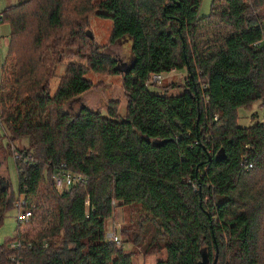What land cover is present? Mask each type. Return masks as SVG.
<instances>
[{"label":"trees","instance_id":"1","mask_svg":"<svg viewBox=\"0 0 264 264\" xmlns=\"http://www.w3.org/2000/svg\"><path fill=\"white\" fill-rule=\"evenodd\" d=\"M200 1L23 0L3 9L10 83L0 86V122L10 147L27 141V149L12 148L17 193L33 210L32 225L35 210L43 213L29 233L0 246V264H9L10 242L26 246L18 264H132L105 237L117 206L132 205L143 220L121 231L124 243L154 253L162 242L165 259L156 264H200L204 254L208 264H264V123L241 128L236 117L264 105V45L254 46L264 40V0H212L204 18ZM91 15L111 23L104 46L89 29ZM213 20L223 29L201 47L199 30ZM122 40L127 63L105 52ZM175 71H185L183 85L149 91L159 84L152 76ZM89 73L120 78L125 115L119 100L106 103L105 115L81 103L66 112L97 86ZM176 88L181 94L168 97ZM62 165L86 184L60 194L46 188L43 199V174L52 187ZM7 183L0 226L16 201ZM150 226L155 235L146 239Z\"/></svg>","mask_w":264,"mask_h":264},{"label":"rangeland","instance_id":"2","mask_svg":"<svg viewBox=\"0 0 264 264\" xmlns=\"http://www.w3.org/2000/svg\"><path fill=\"white\" fill-rule=\"evenodd\" d=\"M20 1L23 0H0V13L3 11V9L7 5L11 4H17ZM211 1L212 0H201L200 1V9L198 12L199 17L204 18L209 16V12L211 9ZM89 29L94 36L96 45L104 46L107 44L108 39L110 37V31H111V23L109 21H104L99 19L95 16L89 17ZM221 23L217 20H213L210 24L207 26L201 28L199 30V36H198V45L201 47H205L208 45L209 42L212 39V37H215V35H218L221 33L222 29L220 27ZM202 39H205L204 41ZM126 40H122L120 42H117L116 44L112 45V47L108 48L105 52L109 54L110 57H114L117 60H120L121 62L126 63L128 59L131 57V49H130V43L126 42ZM64 70V65L58 66L56 70V75L62 74ZM10 74V68H7L5 70V73H2L0 76V86L6 87L10 80L8 78ZM87 77L94 83L95 86L91 91L86 92L85 95H83L79 102H72L70 105H68L66 108V112L73 113L78 110V104L81 103L84 107H88L93 112L100 113L102 115L106 114V103L109 101L119 100V109L118 114L120 116L125 115L126 111V102L124 97L122 96L121 88L120 87V78L116 77H107V76H96L94 74L89 73ZM162 79L160 80L159 84L156 86H149V91L153 94H162L164 91H162L161 86H172L173 83L175 84H182L184 80L186 79L185 71L181 72H172L169 75H162ZM114 78V80H113ZM57 84V80L53 79L52 81V90L55 88ZM119 84V85H118ZM173 91V92H172ZM178 94H181V90L176 88L173 90H170L168 93V97L170 96H177ZM1 112V111H0ZM251 115H254L255 118H253ZM236 117H237V125L239 127H249L255 124L256 122L264 123V105L262 102H256V104H253L251 107H242L237 109L236 111ZM9 134L8 131L4 128L3 124L0 122V183H7L9 182L10 185V191H8V194L14 197V199L17 201L18 197V173L17 168L15 166V162L17 160V154H14L12 150H18L22 151L24 149H27V141L26 140H17L11 147L9 145ZM9 146V148H8ZM13 148V149H12ZM43 177L46 181L45 185L42 186L38 194H40V197L46 196L45 192L54 191V187H51L50 179L47 177V173L45 172L43 174ZM5 180V181H3ZM48 190H47V189ZM57 194V193H56ZM37 198L33 199V203H38ZM14 200V201H15ZM47 204L54 205V202L49 198V200L46 201ZM32 203V204H33ZM116 206V205H115ZM52 208V207H51ZM52 209H49V211H52ZM42 210H35V219H34V225L27 224L26 226H21L19 228L18 224L16 222L18 210L15 209L12 205L11 208L5 212L4 218L2 220V225L0 226V246L4 244L5 241L11 240L13 238V235L15 233H22L26 234L29 233L32 228L35 227V225L39 224V220L42 216ZM143 218L142 213L140 212V206L139 205H132L129 206H121L114 210L112 216L110 219H108V222L105 225V228H107L108 232L115 230V232L118 234L120 238V244L124 251L131 255V262L132 264H156L157 262H160L161 260L165 259V250L163 247H161L162 242L159 244L160 249H158L154 253H145L146 247L143 248L141 245H131L129 243H124V237L121 234V231L123 229H132V224L136 226L138 222H140ZM36 222V224H35ZM132 226V227H135ZM264 227V223H263ZM19 229V230H18ZM144 231V228H143ZM135 233V232H134ZM149 235H147L146 239L151 237L152 235H155L153 227H149L148 229ZM132 235V233H129ZM144 243H146V240H144ZM143 244V243H142Z\"/></svg>","mask_w":264,"mask_h":264},{"label":"built area","instance_id":"3","mask_svg":"<svg viewBox=\"0 0 264 264\" xmlns=\"http://www.w3.org/2000/svg\"><path fill=\"white\" fill-rule=\"evenodd\" d=\"M216 1H223V0H216ZM0 22H1V16H0ZM264 45V40L258 41L254 43V46L261 47ZM161 77L159 76H152L151 83L160 82ZM148 85V84H147ZM17 154V153H16ZM18 158V154H17ZM249 168H251V165H249ZM54 191L58 194L62 193L63 191H68L71 187H74L75 185H85L86 179L77 173H71L69 171H66L64 168V165L60 166L58 169L54 170V172L51 175ZM25 198L23 195H20L17 197V201L14 202L13 207L18 210L16 222L19 227L26 226L27 224H30L33 219V210L24 208L25 205ZM88 205V201L86 200L85 206ZM115 205V204H114ZM106 240L115 244L118 246L120 244V238L118 234L115 232V230L107 231L106 233ZM20 235V233H15L13 237H17ZM25 245H23L21 242H10L8 245L9 251L12 252V255H10L7 259L9 260V264H18L17 262V256L16 254L19 253V251L24 250ZM46 247V245H43ZM29 247V245H28Z\"/></svg>","mask_w":264,"mask_h":264},{"label":"crops","instance_id":"4","mask_svg":"<svg viewBox=\"0 0 264 264\" xmlns=\"http://www.w3.org/2000/svg\"><path fill=\"white\" fill-rule=\"evenodd\" d=\"M11 5H14V4H11ZM11 5H7L6 7H9V6H11ZM5 7V8H6ZM9 34H10V27H9V25H7V24H4V23H1L0 24V76H1V74H2V69H3V64H4V61H5V59H6V55H7V48H8V44H9ZM126 42H129L128 40H126ZM125 42V43H126ZM131 52V51H130ZM130 59V58H129ZM129 59H128V61H129ZM127 61V62H128ZM126 62V63H127ZM122 63H124V62H122ZM172 73V72H171ZM117 78V77H116ZM113 80H114V78H113ZM119 85V84H118ZM120 88V87H119ZM122 92V91H121ZM173 92V91H172ZM122 94V96H123V92L121 93ZM80 99H82L81 97H80ZM118 100V99H117ZM3 181H5V180H3Z\"/></svg>","mask_w":264,"mask_h":264},{"label":"water","instance_id":"5","mask_svg":"<svg viewBox=\"0 0 264 264\" xmlns=\"http://www.w3.org/2000/svg\"><path fill=\"white\" fill-rule=\"evenodd\" d=\"M5 186H8V183H0V188H1V189H3ZM201 260H202V262H201L200 264H208V260H207L205 254L202 255ZM216 261H217V260H215L213 264H216Z\"/></svg>","mask_w":264,"mask_h":264}]
</instances>
